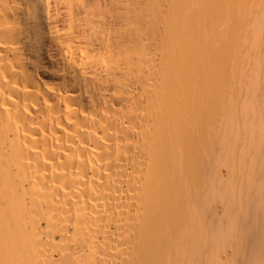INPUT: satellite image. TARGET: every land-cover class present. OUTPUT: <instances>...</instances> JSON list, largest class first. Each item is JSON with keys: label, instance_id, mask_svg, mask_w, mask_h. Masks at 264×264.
<instances>
[{"label": "bare ground", "instance_id": "6f19581e", "mask_svg": "<svg viewBox=\"0 0 264 264\" xmlns=\"http://www.w3.org/2000/svg\"><path fill=\"white\" fill-rule=\"evenodd\" d=\"M0 264H264V0H0Z\"/></svg>", "mask_w": 264, "mask_h": 264}]
</instances>
